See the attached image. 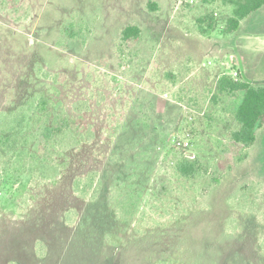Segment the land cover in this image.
<instances>
[{
  "label": "rangeland",
  "instance_id": "1",
  "mask_svg": "<svg viewBox=\"0 0 264 264\" xmlns=\"http://www.w3.org/2000/svg\"><path fill=\"white\" fill-rule=\"evenodd\" d=\"M231 15L223 0H0V126L44 97L93 130L50 151L52 182L11 162L2 172L31 148L3 134L0 264H167L179 254L173 225L205 209L215 179L226 237L197 222L182 228L189 248L218 264H264V126L252 146L233 143L242 93H217L222 76L264 84V7L232 33ZM70 24L79 38L64 33ZM127 26L137 39L122 38ZM80 101L88 110L74 113ZM180 159L197 162V178L175 173Z\"/></svg>",
  "mask_w": 264,
  "mask_h": 264
},
{
  "label": "trees",
  "instance_id": "2",
  "mask_svg": "<svg viewBox=\"0 0 264 264\" xmlns=\"http://www.w3.org/2000/svg\"><path fill=\"white\" fill-rule=\"evenodd\" d=\"M223 3L232 7V15L226 22V30L230 33L239 29L241 21L264 7V0H223ZM151 5L154 7L153 4ZM64 33L71 39L79 38L73 24L68 25ZM138 35L139 29L136 26H127L122 30V38L125 40L137 39ZM239 92L242 93V98L233 114L234 128L230 132V140L248 148L256 142L257 130L264 126V84L253 86L228 76L218 79V96H235ZM216 99L217 97H214V100ZM29 109L31 114L28 117L23 108L7 114V117L11 118L6 119L7 122L0 126V139L3 134H6L8 140L9 138L22 139L24 146L31 142V148L24 147L21 151L14 152L13 158L2 162V172L8 171L9 162H11L16 164L19 169H31L40 182L55 181L60 174V169L53 160L50 151L66 152L73 149L83 140L92 139L93 130L91 127H86L83 132L76 129L64 110L51 113L48 109L47 99L44 97H40ZM72 110L74 113L80 114L88 110V105L84 101L76 102L72 105ZM174 170L180 178L186 180L195 179L200 173L197 162L188 159L178 160ZM214 183L216 184L209 185L210 190L207 195L209 203L206 204L205 209L192 210L183 226H181L182 223L177 226L173 225V229H177L178 246L176 250L179 251V254L177 253L176 257L168 261L167 264H184V262L218 264L217 253L207 255L203 248L197 246L199 248L197 249L195 245L190 249L189 239L187 241L185 237L187 234L182 232V228L188 231L198 222L202 224L201 234L204 233V228L211 225V232L215 240L221 239L222 236L226 237V229L223 226L227 222V218L215 215L213 212L214 201L212 202L210 199L219 185L216 179ZM179 228L181 231L178 233ZM156 262V264H165L166 260L161 255Z\"/></svg>",
  "mask_w": 264,
  "mask_h": 264
}]
</instances>
